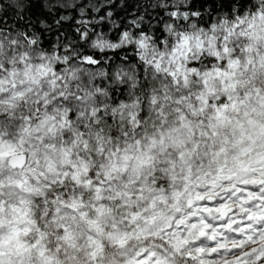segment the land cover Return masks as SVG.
Here are the masks:
<instances>
[{"label": "snow or ice", "instance_id": "6c2138e0", "mask_svg": "<svg viewBox=\"0 0 264 264\" xmlns=\"http://www.w3.org/2000/svg\"><path fill=\"white\" fill-rule=\"evenodd\" d=\"M236 3L190 0L180 4L164 0L155 6L163 12L162 19L151 16L147 5L136 3L132 18L120 25L111 19V10L106 16L100 15L99 21L95 17L87 20L83 19L85 7L63 4L53 14L54 6L42 0H29L23 7L26 15L16 13L17 25L24 29L21 39L25 47L13 50L19 54V60L13 61L14 69L0 71V104L15 109L31 103L35 108L22 117L27 123L18 129L8 121L0 124V264H26L30 248L40 241L29 244L22 234L35 230L41 236L51 234L73 241V230L82 222L89 226L91 264L102 258L103 244L96 234L109 223L116 230L109 235L117 237L120 245L125 236L131 235V229L142 226L177 246L188 245L185 237L190 235L199 237L194 243L207 240L206 250L197 247L195 256L189 254L191 264H216L209 258L221 256L220 264H264V12L258 13L255 8L244 12L245 0H240L239 8ZM133 6L131 0H124L122 9L127 15ZM91 7L99 13L96 5ZM110 7L115 9L117 5ZM60 8H78L82 17L76 21V35L68 37L73 45L71 59L67 44L62 51L56 44L41 40L45 31L52 32L53 25L58 31L63 27L61 21L69 19L64 15L57 19ZM206 15L211 23L204 21ZM106 18L116 30V37L95 30L94 25ZM190 20L204 23L191 26L187 23ZM129 48L136 58L133 63L144 73L142 82L137 79L144 95H148L147 77L152 73L159 76L163 71L172 83L185 88L195 82L191 94L178 95L172 101L174 124L168 126V112L152 95L159 127L156 134L146 135L142 144L136 132L145 113L126 111L134 102L143 108L137 86L115 89L112 115L105 117L99 110L96 115L106 118L109 124L127 115L123 131H110V138H116L111 156L119 157L122 163L112 162L103 171H93L84 161L79 166L71 163L70 169L63 171L42 167L48 149L54 147L49 138L61 119L53 105L64 98L59 92L64 65L75 60L89 69L105 64L111 67L120 52L125 53L119 56L122 62L129 59ZM31 85L40 88L34 97ZM73 115L68 114V125ZM83 129L81 125V135ZM133 144L138 152L133 165L135 175L127 183L117 184V173L127 171L130 159V153L122 149H130ZM157 145L165 159H157ZM82 147L87 149L86 141ZM99 154H105L102 144ZM26 165L33 173L25 189L29 196L26 201L16 200L11 191L12 179L5 184L3 172L5 168L21 169ZM15 183L21 186L19 180ZM84 189L94 194L95 200L86 202L80 195ZM110 192L113 194L107 196ZM108 200L121 211L119 217L112 214L111 207H105ZM47 252L42 245V264H60L58 254ZM121 261L167 264L157 251L144 248L122 251Z\"/></svg>", "mask_w": 264, "mask_h": 264}, {"label": "clouds", "instance_id": "9594fccd", "mask_svg": "<svg viewBox=\"0 0 264 264\" xmlns=\"http://www.w3.org/2000/svg\"><path fill=\"white\" fill-rule=\"evenodd\" d=\"M58 5L67 4L69 7H75V3L72 0H57ZM164 0H148V8L155 9V6L159 3H163ZM169 2L175 3H190V0H169ZM240 0H237L236 7L239 8ZM23 9L24 5L20 3V0H5L3 5H0V14L10 12L11 9L17 8ZM255 8L256 12H264V0H245L244 12L251 11ZM243 14V13H242ZM216 15V13H215ZM163 17H161L162 19ZM99 21V20H98ZM204 21L211 23L208 19L204 18ZM204 21L190 20L187 23L191 26H195L197 23L203 25ZM16 16L12 17L11 22L5 20L3 24H0V71L9 72L15 68L13 61L19 60V54L13 50L19 47L21 50L25 47L23 36V30L16 27ZM15 41V43H13ZM62 51L67 48L71 56L72 44L68 43V38L57 39L56 43ZM30 50L31 46L28 45ZM91 50V49H90ZM35 54V53H33ZM198 57H192L197 59ZM55 63V61H53ZM138 63V62H137ZM5 64L9 67L5 68ZM64 79L62 80V87L59 88V92L64 95L63 100H58L53 105V110L57 116L61 119L56 121L55 132L49 138V144L54 147L49 148L46 155L43 158L42 167H48L49 169L59 168L61 171L70 169V164L75 163L78 166L82 161L87 162L93 171L99 169L100 171L106 170L111 166L112 162L122 163L119 157L113 159L111 156L112 150L116 147V138H110V131H123V126L127 123V115L118 117L116 123L109 124L107 119H100L97 117V111H103L104 116H111V99L114 97V90L124 88L130 90L133 86H137V79L140 78L141 82L144 79L143 70L137 67L133 62H118L114 63L111 67L105 64L98 68L89 69L87 66H79L78 62L72 60L70 64L64 65ZM148 81V95H144L140 88L137 86V93L140 94V98L143 103V108L135 102L130 106L131 111L139 112L141 110L145 113V118L142 122L141 128L136 135L145 143L146 135L156 134V130L159 125L156 121L160 119L156 115L157 106L151 103V96L156 95L159 104L164 107V110L169 114L168 126L171 127L174 124V113L170 107L172 101L178 95H184L186 93L191 94L194 88L195 82L193 81L188 88H185L183 84H174L170 81L163 71L157 76L152 73L147 77ZM34 89L33 97L36 92L40 91L37 85H31ZM25 87H28L26 84ZM51 92V89H46ZM158 90V91H157ZM162 97H166L163 99ZM51 99V96H49ZM35 108L34 104H26L16 107L15 109H9L6 105L0 104V124L4 121L14 124L17 129L27 123L22 117L27 116L32 109ZM119 112V109H117ZM69 113H74L72 117L71 125L66 123V118ZM99 119V123L97 120ZM81 125L84 126L83 135H81ZM120 125L121 127H117ZM155 125V127H154ZM103 128L102 134L100 129ZM132 132V129H128ZM65 133H68L65 136ZM27 139V135L25 137ZM131 139V136H129ZM87 142V149L82 145ZM123 144V141H120ZM103 145L104 155L99 154V146ZM160 146H156L157 159H165L159 151ZM125 154L130 153V159L128 160V169L122 175L117 173L120 177L117 180V184L127 183L130 178L135 175L133 165L135 163V156L138 154L137 146L133 144L130 149H122ZM67 153V154H65ZM29 159H32L30 156ZM27 177V179H26ZM3 178L5 184L8 183V178L12 179L11 191L13 192L16 200L28 199L29 194L25 192V189L29 187L30 181L33 178V173L27 170V165L21 169H8L5 168L3 172ZM19 180L20 187L16 186L15 181ZM115 190V187L113 191ZM113 193H107V196H111ZM80 195L85 196V201L95 200V195L88 189H84ZM105 207H111L112 214L119 217L121 211L117 209L115 203L108 200ZM89 214H92V209H88ZM87 223H79L74 228V240L63 241L55 235L41 236L40 233L35 230L22 234L29 244L34 240H39L40 243L35 248H30L29 255L26 259V264H42V257L40 256L41 246L47 247L48 255L59 257L60 264H91L88 251L87 240ZM126 227V226H125ZM116 230L111 227V224H107L104 227L103 232H98L97 239L102 241L103 247L101 251V259L97 261V264H122L121 253L122 251L132 252L134 249L139 250L141 248L155 250L158 254L167 261V264H191L188 256L192 254L196 255L195 249L197 247L204 248L205 250L209 246V242L205 240L202 244L194 243L198 241L199 237L187 236L190 243L186 246H177L174 241L160 238L157 233L150 228L131 229V235L124 237V244H117V237L109 235ZM75 245L74 247L72 245ZM59 246V247H58ZM182 248V250H181ZM211 261H216V264H220L222 256L210 257Z\"/></svg>", "mask_w": 264, "mask_h": 264}, {"label": "trees", "instance_id": "16d2710c", "mask_svg": "<svg viewBox=\"0 0 264 264\" xmlns=\"http://www.w3.org/2000/svg\"><path fill=\"white\" fill-rule=\"evenodd\" d=\"M72 2H74L76 5H79L81 7H85L86 15L83 17V19L92 20L93 17H95V19L98 21L100 15L106 16L107 12L111 10L113 11V16L111 19L115 20L117 25H120L121 21H123L124 23H127V21L132 18L131 14L135 12L136 3H139L141 5H147L148 0H131L134 6L133 8L128 10L127 15L122 9L124 0H72ZM4 3H5V0H0V5H3ZM20 3L26 7L27 4L29 3V0H20ZM42 3H46V4L54 6L52 8V12L53 14H56V7L59 6L57 0H42ZM112 4H116L117 7L115 9H112L110 7ZM91 5H96V7L100 9L99 13L93 12ZM47 11L48 9L46 8L45 12ZM147 11L149 12L151 16L156 17V19H160L161 17H163V12L157 9L148 8ZM17 12H19L21 15H26L24 9L22 10L18 8L11 9L10 12H6L7 15H5V13L0 14V24H3L5 20H8L9 22H11L12 17L16 16ZM59 15L67 16L69 17V19L61 21V25H63V27H60L58 31L55 25H53L52 32L45 31L41 37L42 42L46 41V42H50V44H55L58 38L63 40V39L68 38L69 36L74 37L76 35L74 29L79 26L77 25L76 21L82 18L79 13L78 8H67V9L60 8L59 14L57 15V19H59ZM212 15L214 16L215 13H212ZM204 18L208 19L207 15ZM48 23H52V22L48 21ZM16 27L20 28L19 25H16ZM94 27L96 31L103 30L104 32L108 33L110 37L117 36L116 30L113 28L111 24L108 23L107 18L100 24L94 25ZM20 29L24 30L22 28ZM120 30H123L122 26ZM44 46L48 47L49 43H45ZM109 55H111V53H109ZM123 55H125L124 52L118 53L117 57L113 58L114 62L115 63L122 62L119 59V56H123ZM127 55L129 59L127 61H124L125 63L129 61L134 62L136 60L131 48L127 49Z\"/></svg>", "mask_w": 264, "mask_h": 264}]
</instances>
